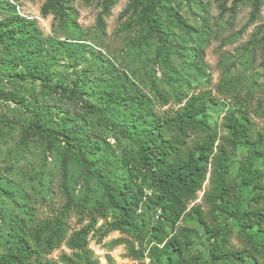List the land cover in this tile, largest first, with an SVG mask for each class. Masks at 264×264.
Returning a JSON list of instances; mask_svg holds the SVG:
<instances>
[{
    "label": "trees",
    "instance_id": "trees-1",
    "mask_svg": "<svg viewBox=\"0 0 264 264\" xmlns=\"http://www.w3.org/2000/svg\"><path fill=\"white\" fill-rule=\"evenodd\" d=\"M51 1L65 8L64 0ZM162 12L180 29L193 28L167 0H148L143 5L141 16L159 40L156 58L172 68L171 55L182 53V46L163 24ZM6 24L0 29V43L9 38L20 49L22 68L12 73L15 79L40 80L65 93L79 91L81 73L72 80L74 87L63 80L53 83L56 73L51 63L39 60V49L46 45L33 22L18 15ZM195 56L200 58L202 52ZM0 99L19 103L48 142L66 139L68 150L92 171L106 197L90 205L89 199L77 200L67 193L59 203L44 197L28 205L27 216L10 217L12 239L0 253V264H100L90 240L101 242L116 231L135 239L117 237L111 246L124 244L127 256L140 263L148 257L152 264H239L238 260L264 264V103L260 99L243 95L225 81L175 96L159 92L147 98L134 129H119L137 147L124 150V175L112 170L111 161L97 153L98 143H89L90 134L84 136L78 123L56 125L51 111L37 99L3 91ZM222 100H229L232 108L220 120L210 121V109ZM241 151L235 176L230 178ZM201 192V202H196ZM110 209L115 216L107 220ZM148 209L159 217L147 221L143 214ZM191 216L210 240L208 257L192 250L196 230L184 224ZM101 219L106 221L99 225ZM231 220L237 222L238 231L230 226ZM63 246L69 251L51 258ZM108 261L116 264L110 255Z\"/></svg>",
    "mask_w": 264,
    "mask_h": 264
},
{
    "label": "rangeland",
    "instance_id": "rangeland-1",
    "mask_svg": "<svg viewBox=\"0 0 264 264\" xmlns=\"http://www.w3.org/2000/svg\"><path fill=\"white\" fill-rule=\"evenodd\" d=\"M147 1L64 0L65 8H59L51 0H0V29L19 15L40 30L46 48L39 49V60L51 63L56 73L53 83L63 80L74 87L76 74L84 75L79 91L70 93L40 80L15 79L12 73L22 68L20 49L7 38L0 43V91L42 102L58 126L78 123L84 136L90 134L89 143H98L97 153L105 155L119 175L125 174L124 150L137 148L119 129H134L147 107L144 100L159 92L175 96L225 81L264 103V0H167L193 28L184 31L161 13L163 24L182 46V53L171 55L172 68L156 58L158 37L141 16ZM196 51L202 52L200 58ZM231 108L229 100L212 106L210 121L220 120ZM242 153L235 157L230 178L235 176ZM2 186L12 193L0 188V253L12 239L10 217L27 216L28 205L44 197L59 203L67 193L77 200L89 199L90 205L106 200L104 187L68 150L66 139L48 142V136L34 127L31 115L19 103L6 99H0ZM202 194L196 202H201ZM114 216L110 209L107 220ZM143 216L147 221L157 219L153 209ZM105 221L101 219L99 225ZM184 224L196 230L192 250L208 257L210 240L203 227L193 216ZM230 226L239 229L234 220ZM121 236L135 239L116 231L101 242L90 240L100 264H109V255L116 264H152L148 257L141 263L128 257L124 244L112 247L111 241ZM62 251L69 249L63 246L51 258L57 259ZM238 262L253 264L250 260Z\"/></svg>",
    "mask_w": 264,
    "mask_h": 264
},
{
    "label": "built area",
    "instance_id": "built-area-1",
    "mask_svg": "<svg viewBox=\"0 0 264 264\" xmlns=\"http://www.w3.org/2000/svg\"><path fill=\"white\" fill-rule=\"evenodd\" d=\"M157 217H159V214L157 215Z\"/></svg>",
    "mask_w": 264,
    "mask_h": 264
}]
</instances>
